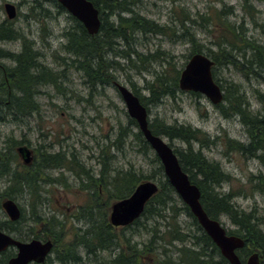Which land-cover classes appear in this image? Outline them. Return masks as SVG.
Masks as SVG:
<instances>
[{"label": "trees", "instance_id": "trees-1", "mask_svg": "<svg viewBox=\"0 0 264 264\" xmlns=\"http://www.w3.org/2000/svg\"><path fill=\"white\" fill-rule=\"evenodd\" d=\"M39 1L32 0L31 8L37 10L36 4ZM88 1L99 11L100 29L98 33L89 35L81 23L70 16L74 25L64 31L65 44L62 46V51L67 57L56 56L59 66L71 67L80 72L84 83L89 88H94L103 87L105 84L113 86L114 72L117 71V66H121L115 60L118 56L132 62L131 65L138 69H147L153 62H159V69L153 70L151 79L145 81L142 88L146 94H142L133 84L132 92L148 112V106L158 105L163 99H174L176 94L181 92L178 79L182 67H178L170 52H139L134 47L138 37L153 35L163 37L171 43L183 41L190 47L187 56L189 58L195 53H203V45L198 42L197 31L210 33L214 39V49L209 48L203 54L213 60V78L223 91V100L215 105V109L224 118L237 117L246 129L247 142L244 144L226 138V152H238L254 158L264 168V105L260 111L253 112L250 110L246 93L239 85L230 83L224 86L215 78L220 67L233 68L244 79L264 85V40L259 42L247 38L242 25L236 27L228 21V16L233 14L232 7L214 9L193 19L183 6H177L171 12L169 22L160 24L133 9L140 0ZM248 1L243 0L242 6L252 17L253 7ZM55 4L59 9L65 10L57 2ZM16 39L22 41L20 51L12 53L0 50V60L8 59L12 62H0V122L16 123L24 117L38 113L36 97L40 94L39 88L42 86L51 85L58 92H63L62 73L42 66L38 61L39 54L33 49V42L27 37L19 36L11 22H0V42ZM123 44L126 49L121 50L119 54L117 48ZM189 93L194 97L201 96ZM262 99L263 94H260L259 101L262 102ZM129 122L137 126L134 120L129 119ZM148 127L154 135L164 136L171 141L179 140L186 145L182 150L173 149L180 166L189 180L199 188L200 202L208 217L218 221L222 217L227 218L235 227L227 234L243 239L244 247L236 252L241 262L244 263L255 249L264 257V232L258 227L264 223V218L256 216L255 209L251 212L240 210L233 202L235 197L247 195L244 190L226 193L218 191L222 184L229 181L230 176L222 171L218 162L209 160L201 152V149L214 145L220 138L210 140V137L198 128L185 124H170L164 120L148 121ZM126 135V128H120L119 137L113 141L112 148H119L121 136ZM134 137L140 143L138 151L143 156L146 157L149 152L153 154L154 167L148 176L130 169L114 170L111 175L113 171L108 164V157L103 158V155L112 157V148L108 147L97 157L98 160L99 157L103 159L100 169L90 170L91 174L87 171L78 172L73 168L74 161L79 165L73 153H50L47 148L35 150L39 161L37 165L23 168L20 172L13 171L10 166L16 162L18 154H13L12 151L24 142L13 141L9 145L5 143L0 149V178L6 179V186L0 192V199H13L26 192L29 195L33 226L24 233L25 235L16 230V226L22 222V214L18 222L0 220V230L14 234L16 239L22 241L51 240L55 258H48L46 264H76L81 262L82 257H96L99 252L111 249H115L117 253L108 259L106 264H229L199 226L188 207L176 195L163 173L159 159L142 134L135 133ZM192 143L198 144L200 149L194 151ZM57 168L71 171L80 183L79 190L86 193V204L79 207L77 215L71 216L77 222L81 219L88 221V228L83 232L74 227L66 232L64 224L57 221V216L44 217L36 211L40 189L43 185H51L48 183L53 181L43 170ZM153 179H157L158 192L148 201L139 219L127 227L120 228L125 230L139 225L142 220L165 222L164 228H154V236L140 247L130 239L126 240L123 235L115 234L117 228L109 224L108 214L111 202L128 197L140 182ZM54 181L67 186L64 180ZM247 181L250 195L256 192L264 194V172L248 177ZM182 215L192 219V225L198 233L191 234L190 228L181 225L179 219ZM156 232L161 235L158 236ZM156 240L160 242L159 245H156ZM168 246H173L174 252L168 250ZM8 255L11 256L12 252L9 251Z\"/></svg>", "mask_w": 264, "mask_h": 264}, {"label": "rangeland", "instance_id": "rangeland-1", "mask_svg": "<svg viewBox=\"0 0 264 264\" xmlns=\"http://www.w3.org/2000/svg\"><path fill=\"white\" fill-rule=\"evenodd\" d=\"M5 3L16 6L18 13L11 21L13 29L18 32L19 36L27 37L33 42V49L39 54V63L62 73L61 91L63 92H58L51 85L42 86L39 88L40 94L36 97L39 106L38 113L24 117L16 123L0 122V149L4 147L5 143H7L5 145H9L13 141H21L30 150L47 148L50 153L58 151L66 154L73 153L79 164H75L74 161L73 168L78 172L87 171L91 174L90 170L98 171L100 169L103 159L99 157L98 160L97 157L101 151H104L105 147L112 148L113 141L119 137L120 128H126L127 135L121 136L122 142L118 146L119 148L113 147L110 150L112 157L103 155V158L108 157V164L113 171L111 175L114 174V170L130 169L136 173H142L143 176H148L154 167L152 165L153 154L149 152L145 157L138 151L140 143L134 137L135 133L139 132L138 127L129 122L130 118L117 90L108 84L103 87L89 88L84 83L80 72L71 67L57 64L58 56L67 57L62 51V46L65 44L64 31L74 25L70 15L65 10L59 9L52 0H40L36 4L37 10L31 8L32 0H0V22L7 21L3 9ZM248 4L253 7L252 17L243 10V0H140L133 9L157 23L164 24L169 22L171 12L177 6H183L193 19H197L199 14L210 13L214 9L232 7L233 14L228 16V21L236 27L242 25L247 38L262 42L264 40V0H249ZM197 39L199 44L203 45V53H206L209 48L214 49L212 43L214 39L210 33L197 31ZM21 42L20 39L2 41L0 50L17 53L21 49ZM134 47L142 53L156 50L170 52L178 67L182 68L188 61L187 56L190 53L189 45L183 41L171 43L163 37L153 35L139 36ZM125 49L126 46L123 44L118 46L117 51L119 53ZM115 60L121 65L117 66V71L114 72L115 81L131 91H133L134 84L136 89L140 90L142 94H146L142 88L145 81L151 79L153 70L159 69V62H153L147 69H138L131 65L132 62L119 56ZM0 62L12 64L8 59H2ZM215 78L224 86L230 83L239 85L246 93L250 110L253 112L262 109L264 85L261 83L248 81L233 68L225 67H220L217 70ZM260 94H263L262 102L259 101ZM155 119L164 120L170 124H185L192 128H198L205 132L210 140L219 137V141H216L214 145L201 149L203 155L211 161L218 162L222 171L230 176L229 181L222 184L218 191L226 193L244 190L247 195H239L233 202L240 210L251 212L255 209V215L264 218V195L259 193L250 195L247 183L248 177L254 176L258 172H264L263 167L254 158L246 157L238 152H226V138L244 144L247 142L246 129L237 117H222L215 106L202 95L198 98L189 92H178L174 99H163L158 105L148 106V121L152 122ZM161 137L168 145H171L172 149L182 150L186 147L179 140L171 141L164 136ZM192 147L194 151L200 149L196 143H192ZM16 150L18 147L12 153L17 154ZM38 163L37 154L30 166L23 165L20 158L17 157L16 162H13L10 168L20 172L23 168H29ZM43 171L53 181L48 183L51 185H43L39 191L40 199L36 205L38 215L57 216V221L64 224L63 228L66 232L73 227L81 232L85 231L88 228V221L81 219L80 222H77L74 217H71L77 215L79 207L86 204V193L79 190L80 183L77 178L71 171L63 168ZM56 179L64 180L67 186L54 181ZM5 181V178H0V192L6 186ZM150 181L157 183V179ZM3 200L0 199V205ZM12 200L23 214L22 222L16 226V230L24 234L33 226L29 195L24 192ZM6 219V214L0 206V220ZM179 221L183 227L190 228L191 234L198 233L195 226L192 225V219L186 215H182ZM220 222L226 230L235 229L234 225L225 217H222ZM164 225L165 222L162 221L155 223L152 220H142L141 224L133 225L125 230L117 228L115 234L123 235L126 240L130 239L132 243L142 247L154 236V228L162 230ZM261 229L264 232V223L261 225ZM156 233L158 234V232ZM11 235L17 237L14 234ZM160 235L159 233L158 236ZM159 244L160 242L156 240V245ZM167 248L174 252L173 246ZM116 253L115 249L102 251L96 257L88 259L82 257L81 262L76 264H106L105 262ZM51 257L55 258V253H52Z\"/></svg>", "mask_w": 264, "mask_h": 264}, {"label": "water", "instance_id": "water-1", "mask_svg": "<svg viewBox=\"0 0 264 264\" xmlns=\"http://www.w3.org/2000/svg\"><path fill=\"white\" fill-rule=\"evenodd\" d=\"M73 18L82 24L89 35L98 33L101 25L99 11L88 0H56ZM4 11L8 20L16 17V9L12 4H5ZM214 62L204 54L195 53L180 71L178 87L183 92H193L206 97L213 105L223 100V91L214 81L212 66ZM114 87L124 102L127 115L135 120L139 132L159 159L163 173L176 195L185 204L196 221L218 247L221 255L229 264H242L236 251L244 247L243 239L227 235L225 228L217 220L208 217L200 202V190L191 183L188 175L182 170L179 159L173 149L161 136L152 134L148 127V113L139 98L127 87L115 82ZM18 153L25 164L31 162V151L25 147L18 148ZM158 192V185L152 181L140 182L129 197L116 201L111 205L109 223L112 227H125L138 219L147 202ZM3 211L10 221H18L21 211L11 199L1 203ZM15 247L16 256L7 264H41L52 250L51 241L32 239L22 242L0 231V252ZM244 264H259L257 254L248 257Z\"/></svg>", "mask_w": 264, "mask_h": 264}, {"label": "flooded vegetation", "instance_id": "flooded-vegetation-1", "mask_svg": "<svg viewBox=\"0 0 264 264\" xmlns=\"http://www.w3.org/2000/svg\"><path fill=\"white\" fill-rule=\"evenodd\" d=\"M263 170H264V168H263ZM259 194L264 195L263 193H259ZM261 225H262V223L258 225V227H259L260 229H261ZM9 251L12 252V255H11V256L8 255V252H9ZM257 251H259V250L255 249L254 253H257ZM16 253H17V250L15 249V247H9V248L6 249L5 251L0 252V264H7L8 261H9L11 258H13V257L16 256ZM50 255H51V254H50ZM50 255H48V256L46 257V259H45L41 264H46L48 258H50ZM258 258H259V264H264V257H263L262 255H258ZM4 261H5V263H4ZM34 264H35V263H34Z\"/></svg>", "mask_w": 264, "mask_h": 264}, {"label": "bare ground", "instance_id": "bare-ground-1", "mask_svg": "<svg viewBox=\"0 0 264 264\" xmlns=\"http://www.w3.org/2000/svg\"><path fill=\"white\" fill-rule=\"evenodd\" d=\"M18 13V12H17ZM101 26V25H100ZM220 87V86H219ZM3 232V231H2ZM229 263V262H228Z\"/></svg>", "mask_w": 264, "mask_h": 264}]
</instances>
